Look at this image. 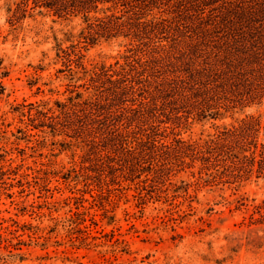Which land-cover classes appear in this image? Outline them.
I'll list each match as a JSON object with an SVG mask.
<instances>
[{"label": "trees", "instance_id": "obj_1", "mask_svg": "<svg viewBox=\"0 0 264 264\" xmlns=\"http://www.w3.org/2000/svg\"><path fill=\"white\" fill-rule=\"evenodd\" d=\"M30 1L58 17L83 19L77 38L68 32L71 43H57L72 94L51 106L32 104L30 119L81 147L79 176L98 191L101 205L123 181L144 188L188 168L197 182L264 175V110L206 137L180 132L190 119L264 106V0H20L17 6ZM102 41H119L125 50L114 62L88 64L85 51Z\"/></svg>", "mask_w": 264, "mask_h": 264}, {"label": "rangeland", "instance_id": "obj_2", "mask_svg": "<svg viewBox=\"0 0 264 264\" xmlns=\"http://www.w3.org/2000/svg\"><path fill=\"white\" fill-rule=\"evenodd\" d=\"M19 1L0 0V264H264V175L256 171L219 183L197 182L190 168L144 188L123 181L101 205L79 176L81 147L30 119L32 104L72 94L57 43L69 45L68 32L77 38L83 19ZM124 50L102 41L85 51L87 63L114 62ZM261 110L190 119L180 132L206 137Z\"/></svg>", "mask_w": 264, "mask_h": 264}]
</instances>
